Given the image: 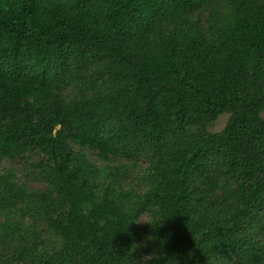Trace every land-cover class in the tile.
Masks as SVG:
<instances>
[{
    "label": "trees",
    "instance_id": "obj_1",
    "mask_svg": "<svg viewBox=\"0 0 264 264\" xmlns=\"http://www.w3.org/2000/svg\"><path fill=\"white\" fill-rule=\"evenodd\" d=\"M0 264H264V0H0Z\"/></svg>",
    "mask_w": 264,
    "mask_h": 264
},
{
    "label": "rangeland",
    "instance_id": "obj_2",
    "mask_svg": "<svg viewBox=\"0 0 264 264\" xmlns=\"http://www.w3.org/2000/svg\"><path fill=\"white\" fill-rule=\"evenodd\" d=\"M229 117H230V114H223V115H221L216 121H215V123L211 126V128H210V130L212 131V132H218V131H220V130H222L224 127H225V125H226V123H227V121H228V119H229ZM118 162V161H117ZM140 166H144V163L141 161L140 162ZM7 167H11V169H16V170H18L19 172H20V169H22V166H20L19 164H16V163H14V162H12V161H7L5 164H4V166H2V168H7ZM107 178V177H106ZM28 181V182H27ZM26 182H27V184L30 186V187H33V188H39V187H41V185L38 183V182H34V181H31V180H27ZM148 220V216L147 215H141V217H140V223L141 222H146Z\"/></svg>",
    "mask_w": 264,
    "mask_h": 264
}]
</instances>
